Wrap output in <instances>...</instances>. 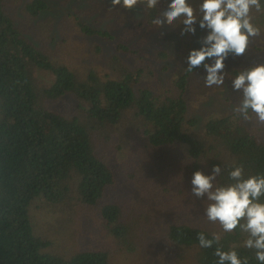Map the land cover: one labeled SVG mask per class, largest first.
I'll return each mask as SVG.
<instances>
[{
    "label": "trees",
    "instance_id": "obj_1",
    "mask_svg": "<svg viewBox=\"0 0 264 264\" xmlns=\"http://www.w3.org/2000/svg\"><path fill=\"white\" fill-rule=\"evenodd\" d=\"M79 2L81 16L69 5L57 17H48L55 7L46 0H32L15 12L9 10L8 0H0V264H110L112 258L117 264H146L168 244L172 249L161 254L165 263L173 255L177 262L216 264V246L201 248L200 231L209 238L219 233L224 250L235 248L248 264H260L254 250L243 246L246 234L239 228L224 233L218 224L207 221L206 198L192 194L191 179L196 170L210 174L215 164L221 166L216 183H226L233 160L244 165L245 175L264 173V125L233 113L239 91L208 104L206 97L214 86L193 83L192 73L185 70L187 61L169 84L172 69L161 63L172 55L151 45V21L159 15L158 8L132 22L111 10L112 18L100 15V26H94L100 10L85 8L93 0ZM61 14L68 19L63 26L57 23ZM252 16L264 35V11ZM162 30L166 31L165 25ZM81 35L95 37L87 61L76 54ZM72 51L73 59L64 54ZM131 55L135 67L120 63ZM179 55L183 61L188 56L185 50ZM254 61L264 59L251 58L227 73L233 77ZM192 85L195 91L189 92ZM61 97L79 106L77 116L60 112ZM222 105L226 109L220 112ZM104 128V142L116 151L137 144L133 131L144 139L139 147L151 153L158 165H165L156 183L134 184L155 196L154 205L142 210L141 243L134 239L139 218L133 226L124 219L118 196L122 177L133 180L136 170L116 168L108 154L95 147V136ZM127 132L125 139L122 133ZM173 152L179 157L168 160ZM158 196L168 198L166 210L183 212L185 218L196 207L203 214L185 220L163 214L153 225L155 207L162 208ZM84 209L87 214L94 212L93 227L104 235L86 237L81 224L92 225L82 221ZM56 211L72 225L63 243L44 234L50 229L46 218Z\"/></svg>",
    "mask_w": 264,
    "mask_h": 264
},
{
    "label": "clouds",
    "instance_id": "obj_2",
    "mask_svg": "<svg viewBox=\"0 0 264 264\" xmlns=\"http://www.w3.org/2000/svg\"><path fill=\"white\" fill-rule=\"evenodd\" d=\"M110 3L125 9L137 4L153 9L160 0H110ZM253 10L264 11V0H201L198 7H193L190 0H170L151 23L157 28L181 23L182 36L195 35L197 22L201 29H207V34L200 38L201 46L189 51L185 70L192 73L202 66L206 71L205 87H223L224 61L229 55L234 58L245 55L250 42L261 35L260 28L253 23ZM232 87L241 92L233 113L246 122L264 125V61H254L237 70ZM228 167L226 183H216L220 165L214 164L207 175L201 170L194 171L191 192L197 198H206L204 216L208 222L218 224L224 233L239 228L246 234L243 246L254 250L256 260L264 264V173L245 175L244 165L235 160ZM197 239L201 248L216 246V264H248L247 258H241L235 248L224 250L219 233L209 238L200 231Z\"/></svg>",
    "mask_w": 264,
    "mask_h": 264
},
{
    "label": "rangeland",
    "instance_id": "obj_3",
    "mask_svg": "<svg viewBox=\"0 0 264 264\" xmlns=\"http://www.w3.org/2000/svg\"><path fill=\"white\" fill-rule=\"evenodd\" d=\"M31 1L32 0H8V8L9 10H12V12L20 11L22 9V6H24L26 2H31ZM49 1L50 3L54 5L53 7L55 8H53V11L49 13L48 17L50 16L57 17L58 16L57 13L59 12L61 13V11L65 9H69V5L75 6L76 9L80 11V16H81V9H80L79 1L85 2L86 0H79V1L77 0H49ZM168 2H170V0H160V3L157 5L156 8H158V10L161 11L163 8L166 7ZM190 2L192 3L193 7H198V4L201 2V0H190ZM84 6L86 9L93 7L95 11L100 10L97 13L98 21L94 22V26H100V15H104L108 17L109 19L112 18L113 16L110 13L111 10H114L115 12L116 10H118L120 13L118 17H122L123 19L130 21V22L139 19L138 16H140V18L143 19L144 15L149 10H151V9L146 8L142 4H137L132 9H125L120 6H112L110 3V0H93V2L91 3H85ZM253 13H256V11L253 10L252 15ZM135 14L137 15L136 17L129 19L133 17ZM199 18L200 17L198 16V20ZM67 21H68L67 17L64 14H61L57 20V23L63 26ZM36 23H38V20L36 21ZM194 26L196 28L195 35L185 34L182 36L181 33H179V30L181 31L183 28V25L181 23H176L174 25H165L166 31L162 30V28H157L154 25L153 29L150 31L151 45H152L153 50H156L159 47V49L161 48L165 49L172 55L170 59L163 58V62L161 63V65L162 64L169 65L170 68L172 69L171 75L168 76L169 84H172L178 78L177 74L180 73L178 71L183 70L185 68V62L187 60L185 59L183 61V56L179 55V51L185 50L187 51V54H189V51L191 49L199 48L201 46L199 42L200 38L207 34V29H201L199 27L198 22ZM76 36L74 38H76ZM76 40L82 45V46H78L79 50H76V54H78L77 56H79L81 59L85 61H87V59H91L92 56L90 53L93 51V47L95 44L94 42L95 37L93 35L90 37L81 35L77 37ZM263 46H264V35L261 34L259 37L254 38L250 42L249 44L250 48H248V52H246L245 55L240 56V57H235V58L229 55V57L224 61V64H225L224 73L226 75H225L223 87L214 86V89L211 91L212 93L208 94V96L206 97V99H208L207 100L208 102L207 101H204V102H207L208 104H210L213 98L215 99L223 98L225 94H227L228 92H232L233 93L232 95H236L237 91L234 90L232 87V77L227 73L228 70L232 67H241L243 65L250 63L251 58L253 60L258 57L264 59V50L261 49V47ZM64 54L68 55L71 59H73V55L75 54V52L74 51L64 52ZM178 55L180 56L181 60L178 61V64L177 63L175 64ZM130 58H131L130 60L124 59V61H120V63H125L129 65V67L131 68V66H133L132 58H135V55H131ZM208 63H212V61H209ZM164 72L166 71H162V72L159 71V73H164ZM109 73H112V71H110ZM205 75H206V71L204 68L194 70L190 76V79L193 83H195V81L202 83ZM191 87L192 88L191 90H189V92L195 91V87L193 85ZM231 88L233 89V91H231ZM239 94H241V92H239L237 95ZM200 102L203 105V100L200 99ZM58 103L61 104V106H59L61 108L60 112H62V114L65 117L74 118L75 116H77L78 110H80L79 106L78 105L74 106L73 103L67 97L58 98ZM217 104L221 105L220 103H217ZM225 109H226V105H222V110H218V111L221 112V111H224ZM253 123L257 125L255 122ZM105 129L106 128L99 130L98 131L99 135L95 136V141L97 143L95 147H98L102 151H105L109 156V161L113 163V166H115L116 168L123 170L126 166H129L136 170V176L133 180H128L125 176L122 177L121 186L118 188V191H119L118 196L120 200L123 202L122 206H123V211L125 213L124 219L130 222L131 225L133 226V224L139 218V225L135 229L134 239H136V241L141 243L142 234L145 232L141 225L142 210L146 209L152 204L154 205L153 201L155 200V196L154 198H152V195H150L148 191H141L142 188L136 189L134 184L135 182H138V181L142 182V184H147V185L156 183L157 180L160 178V175L164 173L165 165L161 163H159L158 165L157 164L158 162H155V158L153 157L151 153L145 151L144 148L139 147L138 142L142 144L144 142V139L143 138L139 139L137 135H134L133 131H130V133L132 137L135 136L134 139L137 140V144H135L133 147L123 148L122 152L116 151L113 148V146L110 145L111 143L104 142L103 132L105 131ZM133 130H134V127H133ZM129 135L130 134L128 132L122 133V136L125 139H128ZM155 154L158 155V153H155ZM178 157H179V154H176L175 152H173V154H169L166 158L168 160L170 159L172 161H175ZM165 173L167 172L165 171ZM166 199L168 198L167 197L163 198L159 196L156 199L158 200V205L162 206V208H158L154 206L155 208H157V212L152 213V224L153 225L159 223L163 214H165L164 215L165 217H172L178 220L185 218V215L183 212L179 214L178 210L176 211H170L169 209L166 210L164 207L165 206L164 200ZM85 211H86L85 209L82 210V213L80 214V216L82 217L86 216V217L85 218L80 217V218H82V221L84 222L86 221L91 222L92 227H90L89 225L85 223H82L81 225L85 226V229L88 233V236L84 234H82V236H86L87 238H90V239L95 238V235L96 237H99L98 233L103 234V232L99 230L98 227H93L92 217L94 215V212L91 213L92 212L91 211L89 214H87ZM202 214H203L202 210H200L198 207L192 208V209H189V214L186 216L185 219H187L191 215H194L200 218V215ZM46 221L51 230L47 229V231H45L44 233L45 236L46 235L47 237L51 236L50 237L51 239H56L57 241L59 240L61 241V243L66 242L67 240L65 239H67V229H69L72 225L70 224L69 219H67L64 216V213L58 214L57 211L50 212V216L46 218ZM170 249L172 248L169 247V244H168L167 249H160L158 251L159 253L155 254L154 257L150 261H144V262L146 264H189L187 262H177V260L175 259L173 255H172V258L167 263H165L163 260V255L161 256V254H165L164 251L165 250L169 251ZM111 253L113 257V251H111ZM141 258L143 257L141 256ZM109 263L117 264L116 261L113 260V258L111 262Z\"/></svg>",
    "mask_w": 264,
    "mask_h": 264
}]
</instances>
